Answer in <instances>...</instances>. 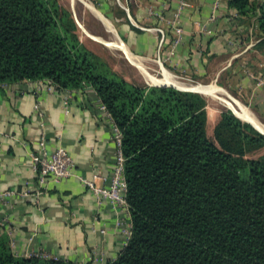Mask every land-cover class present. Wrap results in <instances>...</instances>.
Listing matches in <instances>:
<instances>
[{
	"label": "trees",
	"instance_id": "16d2710c",
	"mask_svg": "<svg viewBox=\"0 0 264 264\" xmlns=\"http://www.w3.org/2000/svg\"><path fill=\"white\" fill-rule=\"evenodd\" d=\"M229 9L264 43V0ZM78 32L58 0H0V86L91 88L121 133L131 233L107 264H264V136L224 111L210 139L205 98L127 82ZM0 264L74 263L17 256L0 229Z\"/></svg>",
	"mask_w": 264,
	"mask_h": 264
},
{
	"label": "crops",
	"instance_id": "0c3cea01",
	"mask_svg": "<svg viewBox=\"0 0 264 264\" xmlns=\"http://www.w3.org/2000/svg\"><path fill=\"white\" fill-rule=\"evenodd\" d=\"M72 1L84 7L100 28L101 34H94L97 37L82 28L91 45L110 48L106 42L122 43L131 54L119 49L126 60L141 71L129 59L136 57L146 74L155 71L160 58L165 69L157 77L166 71L180 82L178 76L192 79L215 91L193 92L225 105L231 102L239 111L248 109L264 127V85L259 84L264 77V43L255 19L235 17L229 0ZM177 27L182 29L178 44ZM158 29L165 36L161 50ZM46 82L26 80L0 86V193L29 192L0 202V229L6 230L14 253L21 257L43 250L56 260L74 264H107L117 258L128 238L118 225L119 211L107 202L99 205L79 178L96 179L98 187L109 186L116 154L113 122L91 88L48 92ZM42 134L48 153L66 149L77 177L49 184L39 192L29 153L37 152ZM95 257L98 260L92 261Z\"/></svg>",
	"mask_w": 264,
	"mask_h": 264
},
{
	"label": "built area",
	"instance_id": "2783aa9c",
	"mask_svg": "<svg viewBox=\"0 0 264 264\" xmlns=\"http://www.w3.org/2000/svg\"><path fill=\"white\" fill-rule=\"evenodd\" d=\"M182 7H185L184 3L182 4ZM177 31L178 39L176 40V44L180 42V38L182 37V29L177 27ZM157 32L160 33L162 36V41L159 44V50H161L165 36L163 31H161L160 29H158ZM157 62L162 68L163 64L161 63L160 58ZM261 67L264 68V61L262 62ZM46 83L48 84L46 89L48 92H59V90L50 82ZM259 84L264 85V77L259 79ZM102 109L106 112L104 106H102ZM35 110L37 112L40 111L39 105H35ZM121 140V133L118 128L113 124L112 142L116 147V154L115 164L112 170V175L109 180V186L107 188L98 187L96 185V179L85 180L81 177L79 179L87 189L93 192L99 205L103 204V202H107L119 211L118 213L120 214V220L118 221V225L123 228V233L127 238H129L131 233V221L129 206L126 200L127 184L124 176L125 160L121 150ZM46 147L47 139L46 136L42 134L39 139L37 152L29 153V165L33 170L34 178L37 183L39 192L47 190L49 184L56 185L66 179L77 177V175L75 174L74 161L70 154L66 151V149L60 147L53 153H48ZM16 194L21 196H27L29 195V192L28 190H25L22 192L6 191L4 193H0V202H3L6 198L12 197ZM24 257L56 260L55 258L51 257L48 252H45L43 250L28 253ZM97 260L98 258L96 257L92 259V261Z\"/></svg>",
	"mask_w": 264,
	"mask_h": 264
},
{
	"label": "rangeland",
	"instance_id": "374dc122",
	"mask_svg": "<svg viewBox=\"0 0 264 264\" xmlns=\"http://www.w3.org/2000/svg\"><path fill=\"white\" fill-rule=\"evenodd\" d=\"M58 1L63 8L70 10L72 13L75 12L74 13V16L76 18L75 21L78 22V23L77 22L76 23H77V26L79 27L78 34H79L80 38L83 39V37H84V39L82 40L83 43H85L88 46L90 45L91 47L89 46L90 47L89 50L94 52L96 55H98L109 66V68L113 72H115L118 76H120L121 78L125 79L127 82L132 83L138 87H141V86L142 87H150L148 85V82L146 83V78L144 76L146 75L148 77L150 76L151 78H158L159 79V77H157L160 75L159 73H161V75H162L161 71H162V69H165V68L164 67L161 68L159 64H157L158 66L156 67L154 72L147 73V74H149V75H147L145 70H144V67L141 65V63L138 62L139 60L134 56H133V59L129 57V59L132 60L139 67L140 70L142 69L141 71L144 73V75H143L141 73V71H138L135 68V66H133L131 63H129L126 60L124 54L119 49L114 48V47L104 48L102 45H98V44L97 45L96 44L91 45L89 40L86 38L87 36L83 33L82 28H83V30L85 29L86 31H88L87 29H89L91 32H93L92 36L97 37V35H94V34H101V31H100V28L98 27V25L95 23V21H93L90 18V16L86 12L85 8L82 7L81 5H78L75 2L73 3L72 0H58ZM151 74H153V75H151ZM178 77L181 79L182 82H184L186 84H189V85H196L197 84L192 79L185 80V79H182V78H184L182 76H178ZM160 78H161V76H160ZM178 82H180V81H178ZM176 88H177V90L180 89L179 91H181V90L192 91L189 89H181L178 87H176ZM186 91H182V92H186ZM190 93H194V92H190ZM220 97L228 100L225 96H220ZM203 98H205L208 102V105H207V113H208L207 134H208L210 139H214V128H215L217 122L219 121L222 112L231 111V110L229 109V107H227L225 105V103L223 101H221L219 99H216V98L210 99L208 97H203ZM261 156H264V150L257 151V152H254V153H251L248 155L249 158H259Z\"/></svg>",
	"mask_w": 264,
	"mask_h": 264
},
{
	"label": "bare ground",
	"instance_id": "6f19581e",
	"mask_svg": "<svg viewBox=\"0 0 264 264\" xmlns=\"http://www.w3.org/2000/svg\"><path fill=\"white\" fill-rule=\"evenodd\" d=\"M87 4V3H86ZM89 5V4H88ZM88 7V6H87ZM93 10V14H94V9L92 8L91 11ZM96 15V14H95ZM97 17V15H96ZM110 34V32H109ZM117 38V37H116ZM115 40V39H114ZM104 42V41H103ZM106 45L108 46H112V47H115L117 49H120L121 51L125 52L127 55H131L127 50L126 48L124 47V45L122 43H118V44H114V43H107L106 42ZM137 62V61H136ZM139 62V61H138ZM141 66V65H140ZM142 70V69H141ZM165 74L161 77V78H151L150 76H146L145 75V78L146 80L148 81V83L150 85H164V84H168V85H172V86H175V87H178V88H184V89H191V90H194V91H197L199 93H202V94H206V93H210L214 90H211L210 91V88L209 87H203L202 85H188V84H185V83H181V82H178V80H176L175 78H173L168 72L164 71ZM143 73V72H142ZM144 74V73H143ZM170 86V87H172ZM173 87V88H175ZM212 88V87H211ZM215 88V87H213ZM218 88H215V90H217ZM179 90V89H178ZM217 92H219L221 95H224L225 92L224 91H220V90H217ZM215 93V91L213 92ZM217 94V93H216ZM229 95V94H228ZM225 101V100H224ZM226 102V101H225ZM240 105V104H239ZM226 106L229 107L230 109H232L236 115H238L241 119H243L244 121H248V122H251L253 124H255L258 129V127L260 129H262L264 131V127L261 126L251 115L250 113L247 112L248 109L244 110V109H241V111H239L231 102L228 103L226 102ZM243 108V106H242ZM259 129V130H260ZM262 132V131H261Z\"/></svg>",
	"mask_w": 264,
	"mask_h": 264
},
{
	"label": "water",
	"instance_id": "95a60500",
	"mask_svg": "<svg viewBox=\"0 0 264 264\" xmlns=\"http://www.w3.org/2000/svg\"><path fill=\"white\" fill-rule=\"evenodd\" d=\"M162 87H164V86H162ZM181 91H185V90H181ZM186 92H193V91H186ZM194 93H196V92H194ZM233 112V111H232ZM234 113V112H233ZM235 114V113H234ZM235 116L237 117V115L235 114ZM237 118H239V117H237ZM248 124H250L255 130H257L259 133H261L263 136H264V133L263 132H261L259 129H257L253 124H251V123H248Z\"/></svg>",
	"mask_w": 264,
	"mask_h": 264
}]
</instances>
